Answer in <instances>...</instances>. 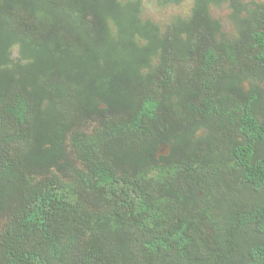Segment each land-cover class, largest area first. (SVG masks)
Here are the masks:
<instances>
[{"label": "trees", "instance_id": "16d2710c", "mask_svg": "<svg viewBox=\"0 0 264 264\" xmlns=\"http://www.w3.org/2000/svg\"><path fill=\"white\" fill-rule=\"evenodd\" d=\"M183 1L0 0V264H264V3Z\"/></svg>", "mask_w": 264, "mask_h": 264}, {"label": "rangeland", "instance_id": "374dc122", "mask_svg": "<svg viewBox=\"0 0 264 264\" xmlns=\"http://www.w3.org/2000/svg\"><path fill=\"white\" fill-rule=\"evenodd\" d=\"M257 2H263L264 3V0H256ZM145 3L148 2V0H144ZM190 3H182V5H174V4H171V5H168V6H160V7H157L156 9V14L153 13V16L157 19V20H160V23L162 24H166L168 23L171 18H172V15L174 13H180V12H189V9H190ZM229 8L228 6H219V7H212L211 9V13L214 17L216 18H220L224 24V28L226 29H233L234 26L231 22L228 21L227 19V15H228V12H229ZM149 12H152L149 11L148 9L146 10L145 13H149ZM167 152V149H161L159 151L158 154H162V153H166ZM2 221V220H1ZM2 228V223L0 222V230ZM230 264H234V263H230Z\"/></svg>", "mask_w": 264, "mask_h": 264}, {"label": "flooded vegetation", "instance_id": "af4514ba", "mask_svg": "<svg viewBox=\"0 0 264 264\" xmlns=\"http://www.w3.org/2000/svg\"><path fill=\"white\" fill-rule=\"evenodd\" d=\"M144 1V0H143ZM149 1H151V0H148V2L147 3H145L146 4V6H149ZM244 4H249V6L250 7H255V4L256 3H260V2H257L256 0H241ZM185 2H187V3H190V9H189V12H180V13H174L173 15H172V17L173 16H176V15H182L183 17H186V18H188L190 15H191V13H192V10H193V2H194V0H185V1H183L182 3H185ZM182 3L181 4H179V5H182ZM263 3V2H262ZM175 6L176 5H178V4H174ZM149 11H151L152 10V12H149L148 14L150 15V18H153V19H155V21L158 23V25L163 29V30H165L166 28H167V24L168 23H166V24H162V23H160V20H157L154 16H153V13H155L156 14V12L154 11V9L150 6L149 8H147ZM243 13H245V12H243ZM146 15H147V13H145ZM214 17V16H213ZM214 19H218V18H216V17H214ZM171 21H172V18H171V20L169 21V24L171 23ZM221 22H222V20H221ZM223 23V22H222ZM222 23H221V25H222ZM224 25V24H223ZM221 26V28L219 29L220 31H222V32H225V33H227L228 35H229V37L232 39V40H234V41H237V38L241 35L236 29H235V25H233L234 26V28L233 29H226V28H224V26ZM197 45H191V47L189 48V51L191 52L192 51V48L193 47H196ZM193 54V53H192ZM197 54V53H196ZM194 58H198V56H194ZM263 107V106H262ZM251 108H252V111H253V113H254V115H256V116H258V117H260L262 114H263V111H264V107H263V109L261 108V105H255V106H251ZM263 147H264V145H262Z\"/></svg>", "mask_w": 264, "mask_h": 264}, {"label": "clouds", "instance_id": "9594fccd", "mask_svg": "<svg viewBox=\"0 0 264 264\" xmlns=\"http://www.w3.org/2000/svg\"><path fill=\"white\" fill-rule=\"evenodd\" d=\"M261 148L264 150V147H263V146H262ZM261 154H262V153H261ZM256 159H257V157L255 156V154H254V156L250 154V156H249V158H248V164H250V163H252V162H255ZM243 166H245V165H243Z\"/></svg>", "mask_w": 264, "mask_h": 264}]
</instances>
